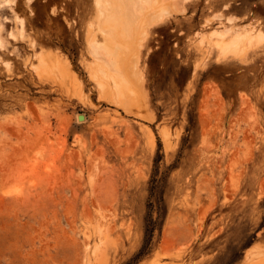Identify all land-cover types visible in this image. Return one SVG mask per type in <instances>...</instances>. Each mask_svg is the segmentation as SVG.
<instances>
[{
	"label": "rangeland",
	"instance_id": "obj_1",
	"mask_svg": "<svg viewBox=\"0 0 264 264\" xmlns=\"http://www.w3.org/2000/svg\"><path fill=\"white\" fill-rule=\"evenodd\" d=\"M163 1L0 0V264H264V0Z\"/></svg>",
	"mask_w": 264,
	"mask_h": 264
},
{
	"label": "bare ground",
	"instance_id": "obj_2",
	"mask_svg": "<svg viewBox=\"0 0 264 264\" xmlns=\"http://www.w3.org/2000/svg\"><path fill=\"white\" fill-rule=\"evenodd\" d=\"M103 1H106V3L108 4V7H107V4H106V7H105V3L103 2ZM184 1H186V0H184ZM98 5H97V7H98V9L101 11V16L102 15H104L103 16V20H107V16H109V19L112 17H114L113 19H114V21H115V24L117 25L118 24V22H116L117 20L121 23V24H123L124 26H126L127 27V29L125 28V35L127 36L128 34H126V32H127V30L129 29V32L131 33V32H134V33H136L137 34V36H138V34L141 32V30L145 27V24H151V23H155V22H157V21H160L161 19H163V17L165 16V14L168 12L167 11V8L169 9V5H168V3H165L163 0H99V2H98V0H97V2H96ZM171 3V2H170ZM169 3V4H170ZM174 7V6H173ZM173 7H172V9H173ZM171 9V10H172ZM173 10H175V9H173ZM172 10V11H173ZM177 11V10H176ZM99 12V11H98ZM171 13V12H170ZM101 16H98L99 17V19H101L102 20V18H100ZM107 17V18H106ZM221 17V16H220ZM108 19V20H109ZM207 19V18H206ZM231 19V18H230ZM100 20V21H101ZM108 20L106 21L107 23H108ZM100 21H98V23L100 22ZM114 21H113V23L112 24H114ZM228 21V20H227ZM230 22V21H229ZM111 23V22H110ZM97 25V24H96ZM105 26H107L106 24H105ZM108 26H109V24H108ZM122 26V25H121ZM101 27V28H100ZM113 27H116L115 25L114 26H112V29L111 30H109V28H111V27H107V29H108V31H112L113 30ZM99 28H100V30L104 33H106V32H108L107 31V29L106 28H103V25H101V23L99 24ZM228 28V27H227ZM237 28V27H236ZM115 29V32H116V28H114ZM118 30V29H117ZM227 30V29H226ZM100 31V32H101ZM122 32L123 31H121L120 30V34H121V38L123 39V38H125V35L123 34L122 35ZM128 32V33H129ZM213 31H211V33H212ZM217 32V31H216ZM238 32V31H237ZM245 32V31H244ZM249 32H251V31H249ZM102 33V34H103ZM105 33H104V35H105ZM142 34H144L143 32H141ZM140 33V34H141ZM219 33V32H218ZM218 33H216V34H218ZM234 33H235V31H234ZM239 33V32H238ZM245 33H247V35H245ZM245 33H241V36H240V34L236 37V33H235V36H232L231 38H233V37H235V40H236V44H238V42L241 40L240 38H243V35L242 34H244V37L245 36H247L248 38H249V33H248V31H246ZM20 34H21V32H20ZM112 36H113V31H112V33H110ZM141 34V35H142ZM221 34V33H220ZM249 34V35H248ZM109 35V34H108ZM108 35H107V37H108ZM110 35V36H111ZM131 35H132V33H131ZM134 35V34H133ZM212 35V34H211ZM256 35V34H255ZM255 35H254V37H255ZM259 35H261V33L259 34ZM258 35H256V37H257ZM262 36V35H261ZM12 37V36H11ZM104 37V36H103ZM106 37V38H107ZM115 37H116V33H115V35H114V38H112V39H110V37H109V39H110V41H111V44L113 45V42H115ZM253 37V38H254ZM262 37H264V36H262ZM121 38H120V44L121 43H123L125 40H123V42H121ZM130 38V37H129ZM132 38V40H135L136 41V39H134V37H131ZM250 38H252V35L250 36ZM261 38V37H260ZM95 39V38H94ZM138 39H140V37H138ZM247 38H244V40H246ZM113 40V41H112ZM127 40V39H126ZM239 40V41H238ZM243 40V39H242ZM261 40H262V38H261ZM127 41H131V40H127ZM134 41V42H135ZM229 41H231V40H229ZM249 42H250V40H248ZM258 41H260V40H258ZM257 41V42H258ZM117 42H118V40H117ZM126 42V41H125ZM216 42H218V41H215V43ZM255 42H256V40H255ZM108 43V42H107ZM106 43V44H107ZM129 43V42H128ZM219 43H222L221 41H219ZM224 43V42H223ZM232 43V42H231ZM243 43V42H242ZM91 44V43H90ZM110 44V45H111ZM126 44V43H125ZM132 44V43H131ZM130 44V45H131ZM214 44V43H213ZM227 43H225L224 44V47H225V45H226ZM247 44H248V42H247ZM255 44H257V43H255ZM0 45H2V41L0 40ZM116 45H119V43H117ZM122 45H124V44H122ZM127 45V44H126ZM125 45V46H126ZM91 46H93V45H91ZM217 46V45H216ZM223 45L221 44V46L219 47V49L218 50H220V48L222 47ZM228 45H226V47H227ZM231 46V45H230ZM241 46H243V45H241ZM248 46V45H247ZM114 47V46H113ZM113 47H112V49H113ZM116 47V46H115ZM119 47V46H118ZM118 47H116V48H118ZM122 47V46H121ZM120 47V48H121ZM136 47V46H135ZM232 47V46H231ZM231 47L228 49V47L226 48L227 50H231ZM233 47H236L235 45H233ZM249 47V46H248ZM252 47V46H251ZM120 48L118 49V50H120ZM125 48V47H124ZM223 48V47H222ZM245 48V47H244ZM107 49H108V47H107ZM106 49V50H107ZM129 49V48H128ZM137 49V48H136ZM226 49L224 48V51H222V52H225L226 51ZM246 49V48H245ZM114 50H115V48H114ZM124 50V49H123ZM134 50V49H133ZM235 49H232V51H234ZM113 50H111V52H112ZM243 51V50H242ZM221 52V53H222ZM109 52H107L106 53V55L108 54ZM115 53V52H114ZM124 53V52H123ZM126 53V52H125ZM234 53V52H233ZM241 53V52H240ZM240 53H238V54H240ZM96 54V57H98L97 56V53H95ZM110 54V53H109ZM134 54H135V52H134ZM224 54V53H223ZM222 54V55H223ZM125 55V54H124ZM219 55V54H218ZM234 55V54H233ZM236 55V54H235ZM241 55V54H240ZM123 56V55H122ZM99 58L101 59V56L99 55ZM117 58H118V56H117ZM115 59H116V57L114 58V62H115ZM103 62V61H102ZM117 62H118V59H117ZM133 62V61H132ZM111 63V62H110ZM123 64H124V62H123ZM129 65V64H128ZM8 66V65H7ZM108 66V65H107ZM114 66H115V64H114ZM110 67H111V65H110ZM114 68V67H113ZM117 69V68H116ZM127 69V68H126ZM120 70V69H119ZM130 70H131V68H130ZM133 70H134V68H133ZM133 70H131V73L133 72ZM114 71V70H113ZM124 71V70H123ZM115 72V71H114ZM120 72H121V70H120ZM129 72V71H128ZM125 73V72H124ZM130 73V72H129ZM128 73V74H129ZM106 74V73H105ZM108 74V73H107ZM123 74V73H122ZM133 74V73H132ZM130 75V74H129ZM107 76V75H106ZM109 76V75H108ZM119 76V75H118ZM117 76V74H116V77H118ZM136 77V76H135ZM113 79V78H112ZM111 79V80H112ZM118 79V78H117ZM117 79H116V81H117ZM121 80H123V79H121ZM121 80H118V81H121ZM129 80V79H128ZM131 80V79H130ZM137 80H138V78H137ZM125 81H127V80H125ZM132 81V80H131ZM130 81V82H131ZM128 82V81H127ZM133 82V81H132ZM135 82V81H134ZM139 82V81H138ZM119 84H120V82H118ZM102 84V83H101ZM116 84V83H115ZM116 85H118V84H116ZM121 85H122V82H121ZM123 85L125 86L126 84L123 82ZM123 85H122V87H123ZM129 86V85H128ZM127 86V87H128ZM132 86V85H131ZM102 87H103V85H102ZM120 87V86H119ZM126 86H125V88H127ZM121 88V87H120ZM117 89H119L118 88V86H117ZM128 89H130V88H128ZM132 89V88H131ZM119 90H121V89H119ZM122 92V90L119 92V93H121Z\"/></svg>",
	"mask_w": 264,
	"mask_h": 264
}]
</instances>
